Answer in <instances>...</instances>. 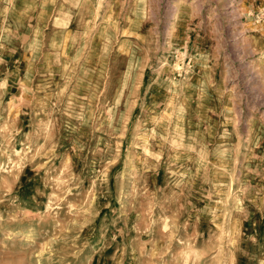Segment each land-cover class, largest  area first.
Returning a JSON list of instances; mask_svg holds the SVG:
<instances>
[{"label":"rangeland","instance_id":"rangeland-1","mask_svg":"<svg viewBox=\"0 0 264 264\" xmlns=\"http://www.w3.org/2000/svg\"><path fill=\"white\" fill-rule=\"evenodd\" d=\"M0 264H264V0H0Z\"/></svg>","mask_w":264,"mask_h":264},{"label":"bare ground","instance_id":"bare-ground-1","mask_svg":"<svg viewBox=\"0 0 264 264\" xmlns=\"http://www.w3.org/2000/svg\"><path fill=\"white\" fill-rule=\"evenodd\" d=\"M233 6V5H232Z\"/></svg>","mask_w":264,"mask_h":264}]
</instances>
